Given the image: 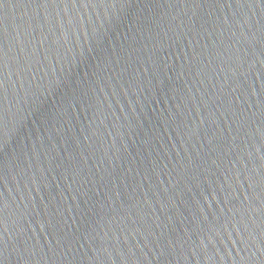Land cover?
<instances>
[{"label": "water", "instance_id": "95a60500", "mask_svg": "<svg viewBox=\"0 0 264 264\" xmlns=\"http://www.w3.org/2000/svg\"><path fill=\"white\" fill-rule=\"evenodd\" d=\"M0 17V264H264V0Z\"/></svg>", "mask_w": 264, "mask_h": 264}, {"label": "snow or ice", "instance_id": "6c2138e0", "mask_svg": "<svg viewBox=\"0 0 264 264\" xmlns=\"http://www.w3.org/2000/svg\"><path fill=\"white\" fill-rule=\"evenodd\" d=\"M5 4V0H0V9L3 8V5ZM3 23H2V17H0V30H2Z\"/></svg>", "mask_w": 264, "mask_h": 264}]
</instances>
